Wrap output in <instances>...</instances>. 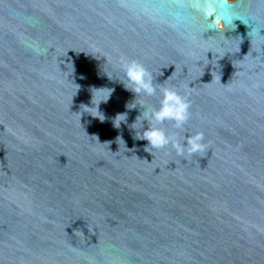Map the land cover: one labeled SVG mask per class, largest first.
I'll list each match as a JSON object with an SVG mask.
<instances>
[{
  "label": "water",
  "instance_id": "obj_1",
  "mask_svg": "<svg viewBox=\"0 0 264 264\" xmlns=\"http://www.w3.org/2000/svg\"><path fill=\"white\" fill-rule=\"evenodd\" d=\"M0 264H264V0H0Z\"/></svg>",
  "mask_w": 264,
  "mask_h": 264
},
{
  "label": "clouds",
  "instance_id": "obj_2",
  "mask_svg": "<svg viewBox=\"0 0 264 264\" xmlns=\"http://www.w3.org/2000/svg\"><path fill=\"white\" fill-rule=\"evenodd\" d=\"M220 26L223 27V24L221 23ZM123 71L127 77L129 85H131V87H127V89L133 93L139 94L144 92L151 95L155 92L151 75L142 64L136 61L126 62L123 64ZM162 92L163 99L160 102V107L151 112L152 119L157 123L165 120H173L175 121L176 126L180 127L188 119L189 102L173 89L165 88ZM96 117L101 121L105 119L104 115H97ZM125 120V114H117L113 121L114 126L118 128L120 123ZM135 138L148 141V146H146L145 150H147L149 146L152 148H161L172 143L178 154H183L185 151V145L177 142L173 137L166 134L162 128L157 127L155 124L145 128L141 134H136ZM202 140L203 133L200 132L186 138L185 144L189 155L204 150Z\"/></svg>",
  "mask_w": 264,
  "mask_h": 264
}]
</instances>
